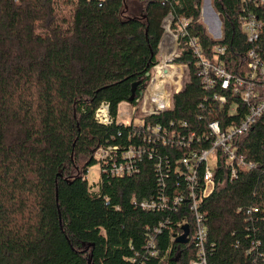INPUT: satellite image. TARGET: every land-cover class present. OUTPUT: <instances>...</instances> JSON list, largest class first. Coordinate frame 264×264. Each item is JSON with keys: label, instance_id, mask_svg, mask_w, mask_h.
<instances>
[{"label": "trees", "instance_id": "16d2710c", "mask_svg": "<svg viewBox=\"0 0 264 264\" xmlns=\"http://www.w3.org/2000/svg\"><path fill=\"white\" fill-rule=\"evenodd\" d=\"M202 2L0 0V264L196 260L195 216L180 159L210 147V122L225 129L249 108L229 93L224 106L214 102V93L225 92L205 89L194 75L188 41L196 38L209 60L214 46H224L219 61L235 76L245 72L250 49L264 60V1L255 7L253 0H211L222 17L221 42L207 34ZM242 10L253 11L263 24L255 43L240 31ZM168 15L174 30L181 19L189 21L174 60L187 65L189 78L173 96L171 111L144 117L160 128L153 135L115 119L119 105L134 103L149 82ZM168 50L163 44L161 55ZM103 103L113 120L107 126L94 117ZM231 103L237 105L234 115L228 113ZM238 139L237 153L255 166L230 181L219 163L215 190L201 198L197 212L207 232L206 264H264V117ZM104 146L146 151L130 175L116 178L100 171L93 190L87 173L98 164L94 150ZM201 188L200 182L196 190ZM160 196L166 198L164 208L139 207L142 200L158 202ZM185 224L188 243H174Z\"/></svg>", "mask_w": 264, "mask_h": 264}, {"label": "built area", "instance_id": "2783aa9c", "mask_svg": "<svg viewBox=\"0 0 264 264\" xmlns=\"http://www.w3.org/2000/svg\"><path fill=\"white\" fill-rule=\"evenodd\" d=\"M206 1L203 0L202 2L201 18H203ZM263 1L253 0V5L257 7ZM208 2H210V13L216 16L218 23L215 34L209 29L217 40L211 39L215 42H221L223 40V29L221 31L222 24L218 18L219 13L215 12L211 0H208ZM242 11L244 14L239 19L240 31L246 36L249 43H255L258 40L260 28L263 24L257 19L253 11L248 10L246 13L245 10ZM188 23V20L181 19L178 23L180 29L174 30L172 29L174 24L172 15H168L163 20V35L169 33L173 37L174 50L167 61H163L162 58L154 66L153 74L140 96L134 100V103L128 104L129 110L125 111L124 115L126 119H123L126 121L117 122L116 117L115 123L125 126L132 124L133 127L138 129L145 128V131L158 135L160 128L151 127L150 123L144 120V117L157 116L163 112L171 111L173 108V96L179 93L188 81L189 70L187 65L176 64L174 62L179 54L178 39L186 35L185 28ZM188 45L192 49L194 63L197 68L194 75L200 78L204 88L225 92V94L214 93L212 96L214 102L220 106H224L228 102L226 93H229L230 96L239 98L242 102L246 103L249 108L248 113L239 123L229 125L225 129H222L217 121L210 122L208 124V137L211 139L210 147L201 151L196 149L191 150L187 156L180 159V165L185 168V171H181L180 173L181 175H185V179L189 183L188 196L191 199V209L194 211L195 216L194 241L197 248V258L190 264H206L204 245L207 232L202 222V216L197 212V209L199 208L201 198L210 196L216 188V170L219 163L222 164V167L227 172L230 181L236 179L239 173L251 170L255 166L253 162L247 161L244 156L237 153L236 146L240 144L238 138L253 125L254 121L257 118L264 117V60L260 51L250 49L246 55L248 63L245 72L241 76H235L228 72L219 61V56L225 52L224 46H214L212 51L213 56L209 60L203 56L196 38H190ZM159 51L161 54V50ZM178 67L186 69V79L183 78V73L176 72ZM158 74H161V77H158ZM236 109L237 105L231 103L228 106V113L234 115ZM138 112L140 113L139 116L134 118L136 114L138 115ZM94 117L97 123L101 125L107 126L113 122L108 112V105L104 103L95 111ZM193 137L194 133H189L188 141L191 142ZM200 141L201 138L197 137L196 143ZM144 151L146 149L142 146H131L124 151H120L115 146H104L94 150L93 158L98 163L99 172L105 171L113 177L121 178L124 175L132 174L136 170V163ZM209 157L213 159L214 170H211L208 166ZM200 166L202 174L199 173ZM200 182L202 188L197 191L196 189ZM159 200L158 202L152 199L142 200L139 207L148 211L160 210L164 208L166 198L160 196ZM131 201L135 204L134 198ZM181 201V197L174 199L176 204Z\"/></svg>", "mask_w": 264, "mask_h": 264}, {"label": "rangeland", "instance_id": "374dc122", "mask_svg": "<svg viewBox=\"0 0 264 264\" xmlns=\"http://www.w3.org/2000/svg\"><path fill=\"white\" fill-rule=\"evenodd\" d=\"M209 4H210V2H208V0H207L205 2V4H204V14H203V18H201V20H202V23H203V25H204V27H205L208 35L210 36V38H212L214 40H217V38L213 36V33L214 34L216 33V31H217L216 28H217L218 23H216L217 22L216 16L213 15L212 13H210L211 10L209 8ZM218 18H219V20H220V22L222 24V17L220 15H218ZM204 19H205L206 23H208V25H206ZM221 31H222V27H221ZM159 50H162L160 48V45H159ZM159 55H160V59H159V62H160L162 60V55L160 53H159ZM176 72L183 73L184 74L183 78H185V79L187 78V71H186V69H183V68H179L178 67V69H177ZM126 110L127 111L129 110V106L128 105H125V104L119 105L117 122L118 121L119 122H122L123 119H126V117L124 115V113H125ZM139 114L140 113L138 112V115ZM138 115L136 114L134 116V118H137ZM123 121H126V120H123ZM208 161H209L208 162V166L210 167L211 170H214V165H213V159H212V157H209ZM99 180H100V172L98 170V166L91 167L88 170V173H87V181H88V184L93 187V190H96L97 189L96 186L98 185Z\"/></svg>", "mask_w": 264, "mask_h": 264}, {"label": "water", "instance_id": "95a60500", "mask_svg": "<svg viewBox=\"0 0 264 264\" xmlns=\"http://www.w3.org/2000/svg\"><path fill=\"white\" fill-rule=\"evenodd\" d=\"M146 76L149 77V74L147 73ZM137 85H138L137 83L132 84V86H131L132 95L135 93ZM181 230H182V234L177 236L174 239V243L179 244V245L186 244L189 241L188 240V236H189V227H188V225H184Z\"/></svg>", "mask_w": 264, "mask_h": 264}, {"label": "bare ground", "instance_id": "6f19581e", "mask_svg": "<svg viewBox=\"0 0 264 264\" xmlns=\"http://www.w3.org/2000/svg\"><path fill=\"white\" fill-rule=\"evenodd\" d=\"M173 43H174L173 37L169 33H166L163 36L162 42L160 44V48L161 49H162V45L163 44H165V46L167 48H169V50L167 52H165L164 54H162L163 61H167L169 59L171 53L173 52V50H174ZM158 77H161V74H158Z\"/></svg>", "mask_w": 264, "mask_h": 264}, {"label": "crops", "instance_id": "0c3cea01", "mask_svg": "<svg viewBox=\"0 0 264 264\" xmlns=\"http://www.w3.org/2000/svg\"><path fill=\"white\" fill-rule=\"evenodd\" d=\"M121 104H125V105H128V103H121ZM121 104H120V105H121ZM118 109H119V107H118ZM117 116H118V111H117Z\"/></svg>", "mask_w": 264, "mask_h": 264}]
</instances>
